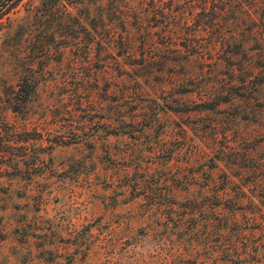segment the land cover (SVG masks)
<instances>
[{
    "label": "rangeland",
    "instance_id": "rangeland-1",
    "mask_svg": "<svg viewBox=\"0 0 264 264\" xmlns=\"http://www.w3.org/2000/svg\"><path fill=\"white\" fill-rule=\"evenodd\" d=\"M140 1L63 0L51 14V0H24L0 17V264H264V43L229 48L237 60L216 64L206 51L136 80L143 70L120 38L137 30L139 7H148ZM79 19L90 35L76 46L59 35V48L41 56L51 24L83 31ZM217 21L205 30L264 28L258 17ZM158 23L143 28L205 27L191 12ZM41 60L31 102L15 111L10 84ZM212 89L228 101L200 109ZM189 177L192 211L168 202ZM223 187L231 198L219 205Z\"/></svg>",
    "mask_w": 264,
    "mask_h": 264
},
{
    "label": "trees",
    "instance_id": "trees-1",
    "mask_svg": "<svg viewBox=\"0 0 264 264\" xmlns=\"http://www.w3.org/2000/svg\"><path fill=\"white\" fill-rule=\"evenodd\" d=\"M24 0H3V4L0 5V17L10 14L15 11L17 7ZM63 0H51V10L47 8V11H51V14L54 11V7L62 4ZM145 0H141L139 5L143 4ZM147 8L139 7V12L143 11L141 16L138 17L137 30L136 31H127L125 35H122L120 38V43H126L128 48V56L136 59L137 61L133 66L143 70L141 74H138L135 78L136 80H142V78H147L151 76L153 72L156 75L165 74V66L170 65H179L191 63L195 58H203L206 51H210L214 54L212 57V62L219 64L223 60H237L238 53L229 48L237 46L238 48L246 47L250 48L253 45H262L264 43V28L253 29L248 33H232L230 36L226 35L221 30L214 28L212 31H206L205 29L210 25H206V20L211 19L214 24H218L220 17L231 15L232 17L236 16H246L252 20H256L257 17L264 22V0H146ZM67 14L72 12L68 7H65ZM56 10V9H55ZM191 12L194 17H198L200 21H203L201 25H204L203 29H195L193 31H185L181 28L177 29H167L163 32L155 35L153 32H150L143 28V24L148 21L155 22L160 20L161 23L158 24H176L172 23V19L175 18L183 19ZM81 24V29H77L76 32L70 31L66 33H61L56 29L53 24H51V43L43 42L41 47V56H47L51 48L56 47L59 35H62L67 42V45L76 46L81 43L83 39L82 32L86 33L84 35H90V30H87L83 25L88 24L84 20L79 19ZM177 26L183 24L182 21H177ZM46 34H42L45 36ZM210 35V41L205 40V36ZM166 54V55H165ZM43 57V58H45ZM47 60L40 61V69L36 70L33 67L29 70L27 75L21 76L17 79L16 82H12V100L11 107L15 111L22 110L23 107L27 106L31 100L33 94L36 92V89L40 83L39 76L46 68ZM264 67V60L262 59V64ZM236 68H232V74H236ZM196 72V71H194ZM186 72L183 75H172V78L175 80L182 79L185 75L193 76L197 75L196 73ZM219 74H216L215 77L218 80ZM215 79V81H216ZM213 88V86H212ZM209 93H213V96H219L216 102L213 101L212 96ZM209 97H202L203 101L197 103L200 109L212 110L216 109L218 105L223 102H227L228 99L225 97L224 92L215 91V89L209 91ZM196 107V108H198ZM168 108L172 111L182 110L179 105H168ZM189 110H193L189 108ZM134 120V119H133ZM191 163L195 162V158L192 157ZM185 187L175 188L168 191V202L171 204H177V207L188 208L189 210H194L198 204V195L193 191L191 185L194 183L193 177L187 178L185 181ZM225 188V187H223ZM146 192V191H145ZM148 194V192L146 193ZM216 204H224L225 201H229L231 195L228 193V190L225 188L221 191L215 193ZM238 204L237 202L234 203ZM238 207V206H235ZM193 215V214H191ZM169 216V215H168ZM181 219L187 218V216L179 215ZM194 230V229H192ZM191 230V232H192ZM226 225L219 226L215 229V232L220 236H224L226 233ZM238 234L241 231H237ZM228 242L225 243L226 248L235 250L236 252L240 248V245L237 241L233 239H227ZM192 255V254H191ZM190 255V256H191ZM187 256H184L182 259L186 260ZM229 257L227 260H231ZM263 261H261L262 263ZM259 264V263H258Z\"/></svg>",
    "mask_w": 264,
    "mask_h": 264
}]
</instances>
